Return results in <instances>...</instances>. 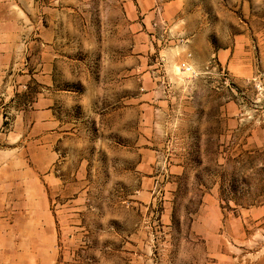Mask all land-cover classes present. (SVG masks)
Returning a JSON list of instances; mask_svg holds the SVG:
<instances>
[{
	"label": "rangeland",
	"instance_id": "obj_1",
	"mask_svg": "<svg viewBox=\"0 0 264 264\" xmlns=\"http://www.w3.org/2000/svg\"><path fill=\"white\" fill-rule=\"evenodd\" d=\"M0 264H264V0H0Z\"/></svg>",
	"mask_w": 264,
	"mask_h": 264
},
{
	"label": "bare ground",
	"instance_id": "obj_2",
	"mask_svg": "<svg viewBox=\"0 0 264 264\" xmlns=\"http://www.w3.org/2000/svg\"><path fill=\"white\" fill-rule=\"evenodd\" d=\"M169 70L173 73V74H176V75H178V74H181V72H180V68L179 67H177V66H175V65H173V64H170L169 65ZM190 70V69H189ZM185 73V72H184ZM190 74V73H189Z\"/></svg>",
	"mask_w": 264,
	"mask_h": 264
}]
</instances>
